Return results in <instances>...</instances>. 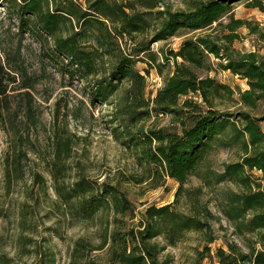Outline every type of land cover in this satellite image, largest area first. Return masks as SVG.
<instances>
[{
    "label": "rangeland",
    "instance_id": "rangeland-1",
    "mask_svg": "<svg viewBox=\"0 0 264 264\" xmlns=\"http://www.w3.org/2000/svg\"><path fill=\"white\" fill-rule=\"evenodd\" d=\"M118 1L132 2L137 11L146 10L141 3L156 5L149 9L150 26L144 33L120 40L127 51L141 41L151 43L155 60L149 53H139L135 67L146 77L144 99L152 106L164 79L174 71L175 58L171 53L192 36L190 33L153 41L160 22L159 11L165 7L188 10L208 0ZM19 13L20 2L8 5L5 0L0 1V68L10 107L0 119V255L12 257L15 264H39L42 260L51 264H120L109 251L113 231L127 232L140 225L147 207L170 203L175 210L204 220L207 230H190L174 245H169L163 236L156 238L164 247L158 256L162 264H220L216 250L227 249V243H235L248 252L250 243L257 240L256 232L248 230L242 218L234 221L225 213L232 193L243 189L230 178H217L227 163L240 160L239 144L224 146L213 142L182 189L177 180L153 174L154 166L142 163L129 146L127 125L136 136L141 134L138 127L180 132L175 118L154 112L142 118L147 107L135 106L137 101L128 92L127 81L103 102L96 86L109 75V59L98 58L96 73L85 76L76 64L54 50L47 35L23 31ZM234 13L264 29V12L258 8L236 4ZM238 32L241 38L234 42L235 49L264 56V42L256 34L247 27ZM212 62V71L203 72V76L230 86L238 99L239 92L249 88L247 81L222 68L220 59L212 58ZM26 85L31 86L25 88ZM28 99L34 116L30 125L24 110ZM194 99L202 103L200 97ZM225 108L261 116L264 98L256 109L242 103L216 106L219 110ZM9 119L18 124L17 131L24 129L22 139L10 128ZM260 125L264 131V121ZM7 166L12 170L10 177ZM248 174L264 184L260 171ZM104 181L117 185L132 203L125 214L115 212L111 199L104 200ZM106 238L108 243H104Z\"/></svg>",
    "mask_w": 264,
    "mask_h": 264
},
{
    "label": "trees",
    "instance_id": "trees-1",
    "mask_svg": "<svg viewBox=\"0 0 264 264\" xmlns=\"http://www.w3.org/2000/svg\"><path fill=\"white\" fill-rule=\"evenodd\" d=\"M5 1L8 5L20 2L19 21L23 31L47 35V41L49 38L53 41L54 50L76 64L85 76L96 73L98 58L105 56L109 59V75L96 86L97 96L103 102L122 82L127 81L130 84L128 92L137 101L135 106L147 107L142 118L149 117L151 112L170 114L175 118L180 132L138 127L141 134L136 136L130 130V124L127 125L129 146L134 148L142 163L154 166L153 174L156 172L177 180L182 189L202 164L213 142L224 146L239 144L242 151L240 160L227 163L225 171L217 178L222 181L227 177L240 184L243 192L232 193L225 213L234 221L242 218L243 225L256 232L254 243L259 247L250 243V250L246 252L235 243H227V249L218 248L216 256L220 264H264V184L256 182L248 174L258 170L262 173L260 180L264 181V131L260 125L264 115L254 116L247 110L216 109L218 104L237 103L256 109L259 100L264 98V56L256 51L242 52L233 47L234 42L241 38L238 31L243 27L264 42V29L237 18L234 13L236 4L264 12V0H208L188 10L173 11L165 7L159 11L160 22L153 41L190 33L192 36L186 37L180 49L171 53L175 58L174 71L164 79L152 106L144 99L146 77L135 67L139 53H149L155 60V55L150 52L151 43L141 41L127 51L120 40L144 33L150 26L152 13L149 9L156 8V5L141 3L146 10L137 11L132 2L119 3L118 0ZM212 58L220 59L222 68L247 81L249 88L240 91L238 99L234 98L235 91L230 86L209 75L203 76V72L212 71ZM1 70L0 119L4 112L10 110L7 84ZM194 96L200 97L202 103ZM182 97L186 98L181 100ZM24 110L30 125L34 119L31 99L26 101ZM134 117L132 115L131 118ZM9 124L22 139L24 129L17 131L19 126L14 119H9ZM11 171L7 166L9 177ZM101 189L104 200L111 199L116 213L125 214L131 208L132 203L117 185L104 181ZM190 230L206 231L207 223L197 216L175 210L173 203L160 207L151 205L147 207L140 225L127 232L113 231L109 251L120 264H162L158 256L164 247L155 239L163 236L169 245H174ZM104 243H108L107 238ZM0 264L15 263L12 257L2 254ZM39 264L51 263L42 260ZM89 264L102 263L93 261Z\"/></svg>",
    "mask_w": 264,
    "mask_h": 264
}]
</instances>
